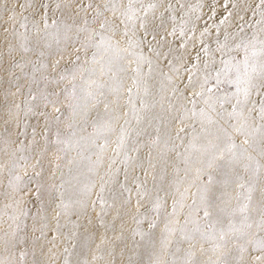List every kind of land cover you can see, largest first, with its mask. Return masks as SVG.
Listing matches in <instances>:
<instances>
[{
	"label": "snow or ice",
	"instance_id": "1",
	"mask_svg": "<svg viewBox=\"0 0 264 264\" xmlns=\"http://www.w3.org/2000/svg\"><path fill=\"white\" fill-rule=\"evenodd\" d=\"M241 2L230 30L228 0L213 24L200 0H0V264L61 237L63 264H264V0Z\"/></svg>",
	"mask_w": 264,
	"mask_h": 264
},
{
	"label": "rangeland",
	"instance_id": "2",
	"mask_svg": "<svg viewBox=\"0 0 264 264\" xmlns=\"http://www.w3.org/2000/svg\"><path fill=\"white\" fill-rule=\"evenodd\" d=\"M186 3H191V4H196L197 0H185ZM201 3L207 4L209 2H213L216 4L217 6V15L215 17V20L213 19H209L207 15H205L204 17V21H206L208 24H213L214 22L218 21L221 16L226 15V11L223 7L225 0H200ZM235 2L238 5H240V7L244 6V3L241 2V0H228V10L233 12V16L231 18V28L230 30H235V25L241 23V21H239L236 13L239 12V15H244L245 16V20H248L249 17H251V12L249 11L248 13H244L242 11L239 10V8L237 9H233L231 7V4ZM245 3L247 4H254L255 2H257V0H244ZM203 11L205 13L208 12V9L205 7L203 9ZM255 19V18H253ZM204 21L201 22L200 27L204 26ZM3 21L0 20V52H3V45L5 42V33L3 31ZM247 30V29H246ZM22 31V30H21ZM215 30L213 29V32ZM9 40H12L13 38L11 36H8ZM214 46V45H213ZM65 63H67V58L65 60ZM0 67H7V63H6V59L5 62L3 63L2 66ZM0 76H3V72L0 71ZM7 85H5L6 87ZM14 90V89H13ZM19 99V98H18ZM5 106V101H4V96L2 93V90H0V116L3 115V108ZM32 124H35L36 121L32 120L31 121ZM0 124H2V120H0ZM90 130V129H89ZM29 132L31 131V129L29 128L28 130ZM21 139H23V137H21ZM63 164V162H61ZM107 164V161H105V166ZM45 167L48 168L49 165L47 164V162L45 163ZM63 171L65 173H67V168H63ZM101 171H103V169H101ZM45 175H47V172L45 173ZM57 176H59V172H57ZM123 178V172H121V179ZM85 179L84 177H82V180ZM7 181L4 177L0 176V185L6 184ZM149 187H151V177H149ZM3 189L0 188V209L3 208L4 203L6 202L5 197L2 194ZM36 201L35 199H33L32 204H35ZM169 204H171V199H169L168 201ZM32 204L29 205V207L32 206ZM34 210V209H33ZM72 219H75V217H72ZM29 224H31V221H28ZM61 224H64V220H61ZM4 227H6V225H3ZM71 230V225L68 224L66 227L61 229L62 234L63 233H68ZM83 231V229H81V232ZM137 240H139V237H137ZM85 244V241L83 240V237L79 238L77 240V251L80 250V247L82 245ZM57 247L52 249V253L51 254H47V255H39L37 256L38 260L43 261V264H63V248L65 246L71 247V242L69 241H65L63 240V237H61L60 240L57 241ZM51 247L50 245H46L44 252L47 253L48 248ZM92 247H95V244L92 245ZM147 247L146 244H142V247L137 251L135 249L129 248L127 250H124L123 252L121 251V249L118 247L115 250V257H114V264H128L129 261V257L132 258L133 262L143 259V260H147V255L145 253V248ZM27 259L29 261H31L33 259L32 255H31V251H29V256L27 257ZM73 261L75 260V257L72 258ZM98 264H104L103 261L98 262Z\"/></svg>",
	"mask_w": 264,
	"mask_h": 264
}]
</instances>
